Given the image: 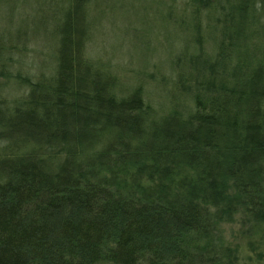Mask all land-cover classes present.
<instances>
[{"label": "trees", "instance_id": "1", "mask_svg": "<svg viewBox=\"0 0 264 264\" xmlns=\"http://www.w3.org/2000/svg\"><path fill=\"white\" fill-rule=\"evenodd\" d=\"M90 2L51 76L0 41V88L26 89L0 92V264H264V0H182L210 22L150 75L158 107L85 55Z\"/></svg>", "mask_w": 264, "mask_h": 264}, {"label": "rangeland", "instance_id": "2", "mask_svg": "<svg viewBox=\"0 0 264 264\" xmlns=\"http://www.w3.org/2000/svg\"><path fill=\"white\" fill-rule=\"evenodd\" d=\"M72 10L71 0H0V41L15 44L20 40L25 47L17 52L20 61L14 70L37 78L55 72L61 52L69 54V27L75 19L65 14ZM200 21L204 28L210 22L207 14L196 20L182 0H91L79 28L81 37L87 34L85 55L110 67L126 87L143 84L148 99L158 107L168 104L169 93L154 85L150 75L170 72L174 58L193 45ZM210 28L220 35L217 25L211 22ZM6 84L8 88L0 92L7 96L26 91L14 82ZM225 228L230 240L241 229L238 222Z\"/></svg>", "mask_w": 264, "mask_h": 264}]
</instances>
